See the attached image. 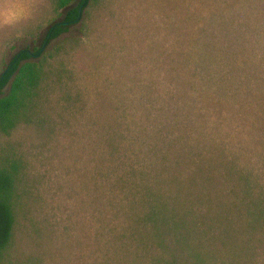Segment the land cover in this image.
<instances>
[{"label":"rangeland","instance_id":"rangeland-1","mask_svg":"<svg viewBox=\"0 0 264 264\" xmlns=\"http://www.w3.org/2000/svg\"><path fill=\"white\" fill-rule=\"evenodd\" d=\"M66 9L0 0V75L39 48L48 72L31 120L0 135L19 171L1 264H264V0H88L44 43ZM205 194L247 225L226 244L165 208L207 215Z\"/></svg>","mask_w":264,"mask_h":264},{"label":"trees","instance_id":"trees-1","mask_svg":"<svg viewBox=\"0 0 264 264\" xmlns=\"http://www.w3.org/2000/svg\"><path fill=\"white\" fill-rule=\"evenodd\" d=\"M74 0H55L56 8L64 9L63 19L55 23L47 30L44 43L60 37L68 31L79 19L80 9L86 7L88 0H78L77 6H72ZM41 49H37L34 54L30 51L21 50L10 60L5 70L0 75V135H9L21 123L31 120L37 109L39 95L43 90V83L48 79V72L45 70L44 59L38 58ZM55 73L49 67V81ZM7 87V92L3 90ZM19 181V171L15 160L8 155L0 154V264L2 256L12 239L15 225V205H16V184ZM186 197L180 195L168 198L165 208L175 227H193L195 231L203 232V228L210 231L214 226L219 233L215 239L226 244L237 228L242 229L246 224L239 227L235 225L239 217L230 213L226 204L218 205L215 210L211 209L209 194L202 195L198 203H205L207 215L198 216L194 210V205L187 203ZM213 212V214H211ZM256 222L264 224V209L256 213ZM156 217V212L144 217L145 223ZM142 222V219L136 221ZM229 227H232L229 231ZM252 230V228H250ZM262 235L264 229L262 228Z\"/></svg>","mask_w":264,"mask_h":264},{"label":"clouds","instance_id":"clouds-1","mask_svg":"<svg viewBox=\"0 0 264 264\" xmlns=\"http://www.w3.org/2000/svg\"><path fill=\"white\" fill-rule=\"evenodd\" d=\"M23 9H18L16 11H11L7 14L5 22H10L11 20L16 19L21 13H22Z\"/></svg>","mask_w":264,"mask_h":264}]
</instances>
